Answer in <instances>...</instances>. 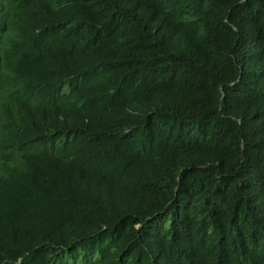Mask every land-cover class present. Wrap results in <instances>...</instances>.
Instances as JSON below:
<instances>
[{
	"label": "trees",
	"instance_id": "1",
	"mask_svg": "<svg viewBox=\"0 0 264 264\" xmlns=\"http://www.w3.org/2000/svg\"><path fill=\"white\" fill-rule=\"evenodd\" d=\"M49 21L61 45L40 59ZM66 55L93 73L77 119L102 155L85 162L126 187L100 203L36 157L43 197L0 180V264H264V0H0L1 147L24 145L8 78L53 79L38 68Z\"/></svg>",
	"mask_w": 264,
	"mask_h": 264
},
{
	"label": "clouds",
	"instance_id": "2",
	"mask_svg": "<svg viewBox=\"0 0 264 264\" xmlns=\"http://www.w3.org/2000/svg\"><path fill=\"white\" fill-rule=\"evenodd\" d=\"M53 24L54 22L49 21L46 25L33 29V34H36L38 40L29 42L33 45V49L30 50L41 52L40 59L47 57L48 47L61 45L59 33L53 30ZM77 40L83 46L80 36H77ZM26 43L18 42L10 52L17 54L27 50ZM7 53L3 52L2 55ZM7 62L0 59V69L3 68L6 73H8ZM39 69L54 71L52 75L55 77L49 80H35L33 84H28L29 79L24 77L20 80L13 76L7 80L10 86H15L20 91L12 108L17 112L19 139L28 147L17 144L4 149L0 146V180L5 183H15L19 189H23L27 184L31 185L37 189L39 197H43L42 182L26 168L27 164H38L40 161L36 157L42 156L43 161L38 167L43 177L56 178L71 190L84 188L88 195L97 197L100 203L105 202V197L109 198L113 193L117 195L115 192L117 186L121 189L126 187V178L124 174H120L122 167L103 169L85 162L87 158L102 155L95 147L97 139L91 138L92 114H85L77 119L78 114L85 108L93 106L91 105L93 103L86 100L84 93L82 98L78 93L79 81L92 76L93 73L86 69L78 70L75 74L70 73L73 67L69 55H66L60 63L52 61L47 67L38 68L37 73ZM22 73L23 76L26 75V70ZM67 73L70 81L59 84L63 75ZM29 85L34 86L35 89L27 94V91L23 92V87ZM22 109L24 113L20 114L18 110ZM68 110L72 112L71 115L64 114V111ZM106 121L105 116L101 123ZM84 135L86 138H80ZM48 153L52 154L51 162ZM13 160H21L24 165L16 164ZM85 169L89 172H85ZM93 181H95L94 187L91 186Z\"/></svg>",
	"mask_w": 264,
	"mask_h": 264
},
{
	"label": "bare ground",
	"instance_id": "3",
	"mask_svg": "<svg viewBox=\"0 0 264 264\" xmlns=\"http://www.w3.org/2000/svg\"><path fill=\"white\" fill-rule=\"evenodd\" d=\"M21 212V211H20Z\"/></svg>",
	"mask_w": 264,
	"mask_h": 264
}]
</instances>
